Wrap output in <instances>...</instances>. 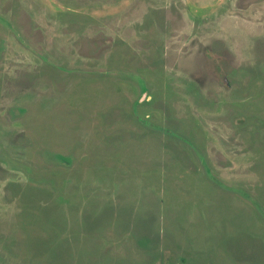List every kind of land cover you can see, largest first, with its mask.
Segmentation results:
<instances>
[{"label": "rangeland", "instance_id": "374dc122", "mask_svg": "<svg viewBox=\"0 0 264 264\" xmlns=\"http://www.w3.org/2000/svg\"><path fill=\"white\" fill-rule=\"evenodd\" d=\"M0 264H264V0H0Z\"/></svg>", "mask_w": 264, "mask_h": 264}]
</instances>
